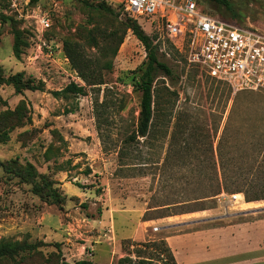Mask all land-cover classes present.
Instances as JSON below:
<instances>
[{
  "label": "rangeland",
  "instance_id": "rangeland-1",
  "mask_svg": "<svg viewBox=\"0 0 264 264\" xmlns=\"http://www.w3.org/2000/svg\"><path fill=\"white\" fill-rule=\"evenodd\" d=\"M82 1L87 2H34L30 9L51 22L43 30L26 11L21 17L23 8L12 9L0 0V241L35 246L0 264H61L80 258L93 264H118L125 258L131 262L124 264H173L166 242L172 232L162 231L167 224L210 220L207 229L264 222V201L248 203L236 193L246 184L264 185V93H235L189 67L166 32L137 20L160 45V60L175 78L158 79L151 135L131 141L142 100L135 84L147 53L123 27L127 16L121 10L111 15ZM230 2L242 15L235 22L224 8L205 0L199 4L220 20L264 32V0ZM121 38L124 43L115 53ZM92 39L99 48L91 47ZM66 42L93 61L90 75L101 76L102 85L91 86L93 78L79 77ZM17 75L24 85H43L44 91L17 94L8 82ZM72 83L84 87L86 96L53 97ZM28 163L59 183L55 194L66 197L62 205L32 193ZM219 186L222 191L215 195ZM79 187L85 198L69 199ZM233 195L243 200L234 203ZM105 196L114 211L140 216L141 240H119L111 229H95L99 226L93 221L102 220L107 209ZM185 215L191 217L182 219ZM232 234L237 241H228V250L234 253L245 235ZM222 239L212 240L221 244ZM103 246L112 252L101 260ZM76 247L82 250L75 252Z\"/></svg>",
  "mask_w": 264,
  "mask_h": 264
},
{
  "label": "built area",
  "instance_id": "built-area-1",
  "mask_svg": "<svg viewBox=\"0 0 264 264\" xmlns=\"http://www.w3.org/2000/svg\"><path fill=\"white\" fill-rule=\"evenodd\" d=\"M12 9L23 8L43 30L50 19L30 7L34 0H5ZM121 10L128 18L156 24L166 32L189 67L237 92L264 93V32L217 19L201 9L200 0H86ZM242 201L241 195L231 196Z\"/></svg>",
  "mask_w": 264,
  "mask_h": 264
},
{
  "label": "trees",
  "instance_id": "trees-1",
  "mask_svg": "<svg viewBox=\"0 0 264 264\" xmlns=\"http://www.w3.org/2000/svg\"><path fill=\"white\" fill-rule=\"evenodd\" d=\"M36 1L38 0H34L33 3ZM78 1H81V0H78ZM205 1L215 4L216 6L220 8H224L226 11L230 13L231 21L233 22L239 20V18L242 17L240 12H238L236 8V5H233L230 2V0H205ZM82 2L84 4H87L88 1L87 2L82 1ZM88 3L98 7L101 11L105 13H108L111 15L114 14L113 12L114 8L104 3H99V4L91 3V2H88ZM122 25L127 32L131 31L133 33V35L137 38V40L143 45L147 53V61L144 64L145 68L141 72V75L139 77V82L135 84L137 89L142 94V100H141V112H140L139 126L137 128L136 133L131 137V141H135L137 140V138L148 139L151 135L152 127L154 125V117H155L154 111L156 109V105H157L156 99L158 97L157 90H156L158 79L160 77H163L169 81H173V79L175 78V73H174V70L168 64L160 60V57H159L160 45L157 44L156 40H153L150 36L146 34V32L138 24V21L127 17ZM123 43H124V38H121L119 42L117 43V49L115 53H117L118 48ZM90 45L91 47L95 49L99 48L98 42H96L93 39ZM64 47H65V52L68 58L70 59V62L73 68L79 74V77L84 81H88L90 78H93L95 80L94 82L95 84H92L91 86L102 85V82H100L99 80L101 79V76L90 75L92 66H94L93 61L87 59L83 52L78 51L77 46H74L69 42H66L64 44ZM173 48L175 47L173 46ZM17 53H18L17 50H15L16 55ZM177 54L180 55L178 51H177ZM20 78H21V75H17V76L9 78L8 80V82L14 86L17 94H22L23 91L25 90L40 91V92L44 91L43 85H40L38 87L24 85L22 80H20ZM86 94H87L86 89L75 83L68 85L64 90L60 92L52 93L54 98H60L63 96H68V95L86 96ZM25 174H28L30 177L29 184L32 185L33 187L32 193L35 196L39 197L41 200H44V199L53 200V204H55V201L60 205L64 203V201L66 200V197H63L64 199H61L55 194L56 192L55 186L59 185V183L55 182L48 176L39 175L35 167L30 163H28L26 166ZM236 178L241 179L243 177L236 176ZM235 183L232 185V188L236 186ZM222 187L223 186H219V190L215 195L220 194V192L222 191ZM237 191L238 192L236 193L244 195L245 200L248 203L264 201V185L262 184L261 185H258V184L256 185L254 183L250 185L246 184L242 190H237ZM206 210L207 209H204L202 211H206ZM34 248L35 246L28 244V241L26 243H20L18 241L13 242V241H8V240L3 239L0 241V261L4 260L5 258L17 256L20 253H24L27 251L31 252L34 250ZM172 259H173L172 263L177 264L173 256H172ZM127 262H131V260H129L128 258H125V259L120 260L118 264H124ZM61 264H93V262L88 261V260H82V261H77L75 263L63 262Z\"/></svg>",
  "mask_w": 264,
  "mask_h": 264
},
{
  "label": "crops",
  "instance_id": "crops-1",
  "mask_svg": "<svg viewBox=\"0 0 264 264\" xmlns=\"http://www.w3.org/2000/svg\"><path fill=\"white\" fill-rule=\"evenodd\" d=\"M87 194L79 188V192L69 195V199H84ZM107 207L103 214L102 220L93 221L100 229H107L115 233L119 240H141L144 237L137 229V223L140 222V216L130 218L126 210H116L109 208V199L104 198ZM109 204V205H108ZM194 216V214H193ZM191 217L189 215L181 216ZM172 218H169V220ZM210 220H180L176 224H167L162 231H170L172 234L166 238L167 245L173 252L177 264H264V222L257 220L255 222L243 223L239 225H229L227 227L215 228L203 227L210 225ZM95 230L92 232L94 233ZM244 233L243 242L235 248V252L228 250V241H237L232 233ZM230 234L228 240L226 235ZM109 236V235H107ZM223 236V242L220 244L212 239ZM219 246V247H218ZM83 248V245L80 246ZM75 248L74 251L82 249ZM87 247V245H85ZM217 247L219 248L217 250ZM211 248V250H210ZM115 251V250H114ZM112 250L102 247L98 259L102 260V254L109 257ZM109 255V256H108ZM105 257V259H106ZM112 257V256H111ZM77 259L71 263L82 261ZM105 261V260H104Z\"/></svg>",
  "mask_w": 264,
  "mask_h": 264
}]
</instances>
